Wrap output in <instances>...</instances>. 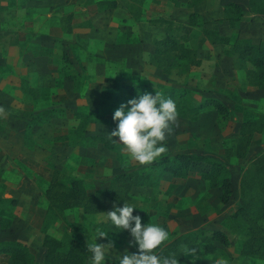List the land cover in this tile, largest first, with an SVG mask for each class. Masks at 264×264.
Wrapping results in <instances>:
<instances>
[{
  "label": "rangeland",
  "instance_id": "374dc122",
  "mask_svg": "<svg viewBox=\"0 0 264 264\" xmlns=\"http://www.w3.org/2000/svg\"><path fill=\"white\" fill-rule=\"evenodd\" d=\"M99 1L0 0V108L4 109L0 113V240L24 243L32 264H44L43 221L48 233L62 239L71 231L69 222H77L88 228L92 241L95 224L107 218L113 205L90 214L78 206L66 208L65 220H61L47 213L44 188L53 169L81 178L91 191L107 186L118 172L146 167L130 158L118 137H113L117 142L109 139V133L116 128L118 121L112 116L121 103L158 91L176 102L179 113V126L168 136V151L161 157L175 152L202 153L224 162L232 194L225 203L219 202V188L208 186L200 177L202 163H193L183 176L163 172L156 185L130 187L124 202L136 207L133 213L141 217L142 224L155 223L166 229L168 240L193 228L205 232L219 228L229 243L217 245L226 256L235 257L242 238L227 226L226 216L239 202L240 169L264 149V135L253 134L243 157L234 156L231 149L239 122L264 109V87L248 82L250 64L238 62L229 44L210 43L198 28L186 24V0H116L113 7ZM225 1L201 0L194 9L205 26L229 32L231 39L237 31L246 40H264V14L250 13L246 0H234L245 13L230 27L222 18ZM76 4L81 5L80 12L74 10ZM144 5L149 15L168 16L190 34L200 59L197 67L165 73L146 65L152 40L162 36L163 30L131 23L127 11L138 15ZM209 97L222 101L226 114L205 103ZM47 109H51L49 116H39V111ZM77 112L86 117L85 136H103L115 147L109 149L92 140L70 142ZM109 240L114 247L105 264H119L126 250H138L129 244L128 230L121 242L108 234L96 238L97 243ZM194 249V254H185L193 264H215L226 257L219 251L204 253L201 243ZM0 260L10 262L7 254L0 255ZM227 262L264 264V258L238 256ZM84 264H91V255Z\"/></svg>",
  "mask_w": 264,
  "mask_h": 264
},
{
  "label": "trees",
  "instance_id": "16d2710c",
  "mask_svg": "<svg viewBox=\"0 0 264 264\" xmlns=\"http://www.w3.org/2000/svg\"><path fill=\"white\" fill-rule=\"evenodd\" d=\"M201 0H186L189 11L186 15V24L196 27L210 43L230 45L235 58L240 63H249L247 73L248 82L257 87H264V40L252 42L236 35L233 39L218 30L204 25L198 13L191 7ZM106 3V7L116 5V0H100ZM222 18L230 27L243 18L245 11L234 0H226L222 5ZM247 10L250 13L264 14V0H247ZM69 17V15H67ZM129 16L134 20H146L147 23L162 27L163 34L152 40L153 47L148 55L146 65L150 68H159L168 73L171 69L189 70L199 65L195 47L191 44L190 34L180 30V25L172 18L165 15L144 18L142 8L138 15L129 11ZM249 16V15H248ZM247 16V18H248ZM250 17V16H249ZM101 92V96H102ZM205 103L212 105L219 114H226L227 107L218 98L209 97ZM51 109L39 111V116H49ZM78 122L71 131L73 143H85L86 140L100 142L103 146L113 149L115 145L107 138L99 135H84L86 117L77 112ZM36 118H29V125ZM254 133L264 135V109L256 116L243 119L239 122L236 138L232 147V153L236 157H243ZM70 137V136H66ZM73 138H75L73 140ZM193 163H202L200 177L206 180L210 187H218L220 190L218 200L225 203L231 197L232 186L230 172L227 165L202 153L175 152L170 156L160 157L146 167L125 169L114 174L107 186L86 189L83 180L79 177L62 175L58 169H53L50 181L44 188L47 199L48 212L53 217L65 220L64 210L73 206L81 208L85 214L103 210L112 204L120 206L126 198H129V189L137 185H156L161 173L168 172L174 176H183ZM238 204L226 216L227 226L240 234L242 240L237 255L255 256L264 258V149L253 154L247 163L241 167L238 178ZM10 199V202H13ZM136 215V213H133ZM9 221V218H7ZM1 224V223H0ZM6 224V223H5ZM71 231L62 239L46 231V222L43 221L41 244L44 248L42 261L44 264H84L85 258L92 255L87 244L88 228L77 222H69ZM95 230H102L113 237L117 242L123 241L126 230H119L106 218L95 224ZM197 243H201L204 253L219 251L221 256H226L217 243L227 245L229 239L226 233L213 228L205 232L202 228H193L183 231L168 240L158 252L163 255L175 254L178 262H187L185 254L194 249ZM7 254L10 262L0 260V264H32L31 257L24 243L16 239L0 240V255ZM235 257H225L226 261L235 260Z\"/></svg>",
  "mask_w": 264,
  "mask_h": 264
},
{
  "label": "clouds",
  "instance_id": "9594fccd",
  "mask_svg": "<svg viewBox=\"0 0 264 264\" xmlns=\"http://www.w3.org/2000/svg\"><path fill=\"white\" fill-rule=\"evenodd\" d=\"M130 106V107H129ZM4 109L0 108V113ZM178 110L176 102L165 97L162 92L155 94L145 92L136 98L129 99L127 104L121 103L113 113L112 119L118 121L116 128L109 133V139L119 142L126 148L127 154L139 165L152 164L168 149V136L178 127ZM136 207L124 202L122 207L113 205L106 212L107 219L119 230H128L132 240L129 244L136 245L138 250L129 253L127 250L119 258V264H178L175 254L163 255L157 251L169 238L166 229L155 223L142 224L139 215H133ZM107 232L97 230L93 240L87 244L91 255V264H105L108 254L114 247L108 243H97V237H106ZM189 253H195L191 249ZM215 264H228L221 258Z\"/></svg>",
  "mask_w": 264,
  "mask_h": 264
},
{
  "label": "crops",
  "instance_id": "0c3cea01",
  "mask_svg": "<svg viewBox=\"0 0 264 264\" xmlns=\"http://www.w3.org/2000/svg\"><path fill=\"white\" fill-rule=\"evenodd\" d=\"M149 1H152V0H147V2H149ZM245 4H247V0H246V2H245ZM77 5V4H76ZM81 5H77V7H74V10H76V12H80L79 10V7H80ZM196 5L194 4L192 7H191V9L192 10H194V11H196L195 9H194V7H195ZM244 8V7H243ZM245 9V8H244ZM188 11H189V9H188ZM197 12V11H196ZM75 14V13H74ZM127 15L129 16V11H127ZM142 15H143V17L144 18H149V17H154V16H156V15H149L148 14V11L146 10V5H144L143 7H142ZM127 16V17H128ZM71 17H72V12H71ZM132 19V18H131ZM71 22H72V20H71ZM133 22V25H136L137 23H147V21L146 20H134V19H132L131 20V23ZM147 24H150V23H147ZM150 25H152V26H158V25H154V24H150ZM228 25V24H227ZM229 26V25H228ZM208 27V26H207ZM210 27V26H209ZM210 28H213V29H216L215 27H210ZM217 30V29H216ZM220 32V31H219ZM220 33H222V34H226V35H228V36H230V33L229 32H220ZM236 33H237V31H235L233 34H234V36L236 35ZM239 178V177H238ZM231 179V178H230ZM232 182V181H231ZM231 186H232V183H231ZM232 190H233V188H232ZM231 194H232V192H231ZM238 204V203H237ZM235 207V206H234ZM233 207V208H234ZM233 210V209H232ZM231 210V211H232ZM230 211V212H231Z\"/></svg>",
  "mask_w": 264,
  "mask_h": 264
}]
</instances>
